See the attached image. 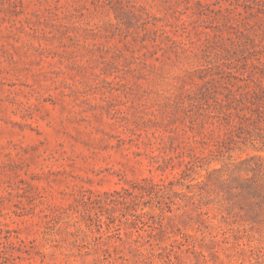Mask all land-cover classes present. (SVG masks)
Listing matches in <instances>:
<instances>
[{
	"label": "rangeland",
	"instance_id": "1",
	"mask_svg": "<svg viewBox=\"0 0 264 264\" xmlns=\"http://www.w3.org/2000/svg\"><path fill=\"white\" fill-rule=\"evenodd\" d=\"M246 28L264 47V0H0V264L264 263V231L239 217H176L196 237L180 243L85 205L211 157L218 127L202 126L186 94L226 58L243 76L264 71L261 54L247 60L259 70L235 51ZM245 149L192 177L254 152Z\"/></svg>",
	"mask_w": 264,
	"mask_h": 264
},
{
	"label": "trees",
	"instance_id": "2",
	"mask_svg": "<svg viewBox=\"0 0 264 264\" xmlns=\"http://www.w3.org/2000/svg\"><path fill=\"white\" fill-rule=\"evenodd\" d=\"M241 37L244 40H240ZM232 42L237 46L235 51L240 53L245 66L261 70L254 63H247L248 59L258 58V54L264 57V47L250 36L249 28L240 30L237 40ZM227 52L228 56L233 54ZM215 53L217 57H226L219 50ZM226 59L210 66L207 73L200 77L202 82L186 94L190 106L195 107L197 117L201 118L202 126L209 123L218 127V134L209 144L211 157L191 155L179 176L168 182L153 184L143 179L142 182H131L129 187H122L121 190L95 194L94 199L88 198L85 202L86 208L99 205L108 212L129 214L132 217L128 219L130 223L137 219L142 226L157 224L165 234L178 236L173 237L172 242L181 243L189 238L196 240L193 234L185 232L175 223L176 217L185 216L192 220L197 215L200 223H211V210L214 216L223 220L239 217L246 221L248 227L242 228L244 230L254 228L264 231V71H260L257 77H254L253 70L243 76L242 67H235L232 63L234 59ZM246 147L254 152L230 164L221 163L219 167L206 169L199 179L192 177L198 173L197 167L201 164H208L214 157H231L232 152L245 151ZM214 192L217 198L220 196L219 199H214ZM207 205L210 207L204 209ZM189 206H193L197 213ZM67 208L76 207L70 204ZM175 210L179 213L169 214ZM87 216L89 220L92 218L90 214ZM166 219L167 223L164 222ZM167 225L172 227L171 231ZM103 226L110 230L109 222L100 224V227ZM169 245L162 247L167 254L174 247L173 243ZM151 254L161 255L160 252ZM257 255L264 256V244L257 248ZM251 264L264 263L256 258Z\"/></svg>",
	"mask_w": 264,
	"mask_h": 264
}]
</instances>
